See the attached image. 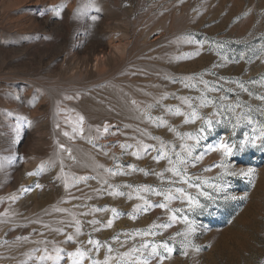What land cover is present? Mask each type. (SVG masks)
<instances>
[{
  "label": "rangeland",
  "instance_id": "1",
  "mask_svg": "<svg viewBox=\"0 0 264 264\" xmlns=\"http://www.w3.org/2000/svg\"><path fill=\"white\" fill-rule=\"evenodd\" d=\"M0 264H264V0H0Z\"/></svg>",
  "mask_w": 264,
  "mask_h": 264
},
{
  "label": "snow or ice",
  "instance_id": "2",
  "mask_svg": "<svg viewBox=\"0 0 264 264\" xmlns=\"http://www.w3.org/2000/svg\"><path fill=\"white\" fill-rule=\"evenodd\" d=\"M82 120V118H81ZM105 131H107V128L105 129ZM65 135H68V133H65ZM190 139H192V137H189ZM200 138V136H197L195 137V139L198 141ZM247 143V141H242L241 142V148H243L245 146V144ZM121 147H124L123 145H121ZM183 147V146H182ZM233 148H234V145H229L227 143H224V142H221L216 148L212 149V151H217V152H220L222 153L223 157H229V156H232L234 155V151H233ZM183 150L185 152H187V154L190 156L191 155V149L190 148H183ZM178 156V160H177V163H183V160L182 159H179V154H177ZM170 163H172L170 161ZM219 166H223V161H221V165ZM169 171H171L174 175H179L180 173L176 170V167L173 166L172 168L168 169ZM29 175H34V173H28ZM116 173H113V175H115ZM250 174V172L248 173ZM81 179H84V178H81ZM79 181H77L78 183ZM69 185L67 183H65V187L67 188ZM190 187H192L193 185H189ZM37 187H40V185H37ZM147 189H141V191H146ZM113 195H116V193H112ZM201 195H204L206 198L207 197V194L206 193H201ZM188 203H189V206L190 207H198L199 205L195 203V201L192 199V198H188ZM159 207L161 208H164L165 205L164 204H161L159 205ZM114 211V210H113ZM172 219L174 220L175 217H172ZM108 227H111L112 226V220H108V224H107ZM189 230L191 231V225H189ZM69 240H71L72 238L71 237H68ZM166 247V246H165ZM167 251L169 253H171L172 249L171 248H167ZM73 255H76L75 253H69V256H73ZM82 255V254H81ZM51 259V257H49Z\"/></svg>",
  "mask_w": 264,
  "mask_h": 264
}]
</instances>
